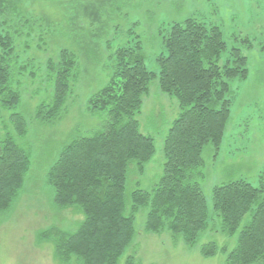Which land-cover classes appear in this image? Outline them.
Returning <instances> with one entry per match:
<instances>
[{"label": "trees", "instance_id": "trees-1", "mask_svg": "<svg viewBox=\"0 0 264 264\" xmlns=\"http://www.w3.org/2000/svg\"><path fill=\"white\" fill-rule=\"evenodd\" d=\"M62 1L0 0V114L20 102L11 82L16 47H28L35 31L41 46L45 32L55 26L50 7ZM162 45L164 52L155 57L156 72L147 68L139 40L108 56V80L86 106L89 114L104 115V124L65 144L48 169L54 204L76 206L83 216L72 231L52 226L38 233L37 241L52 243L59 264H120L141 209L148 233L167 232L174 242L180 238L193 247L201 232L216 229L234 237V245L207 242L199 247L201 256L221 253L224 264H264V183L256 187L238 179L215 185L209 206L198 182L204 147L212 145L214 156L220 150L231 113V81L247 78V57L239 46H227L218 26L191 17L171 23ZM44 67L53 93L49 102L36 106L34 118L50 123L65 110L76 58L62 48L58 59H47ZM20 69L25 71L26 65ZM152 81L176 99L179 112L163 138L158 181L150 190H133L127 199L130 165L142 175L155 152L154 138L141 133L137 119ZM9 122L14 134L6 133L0 141V211L11 205L30 165L28 151L15 140L26 134V120L13 112ZM122 264L137 263L127 256Z\"/></svg>", "mask_w": 264, "mask_h": 264}, {"label": "rangeland", "instance_id": "rangeland-1", "mask_svg": "<svg viewBox=\"0 0 264 264\" xmlns=\"http://www.w3.org/2000/svg\"><path fill=\"white\" fill-rule=\"evenodd\" d=\"M54 27L45 32L41 46L36 31L29 46L18 45L11 59L12 80L20 92V102L0 114V141L14 134L9 116L21 113L27 123L16 142L28 151L29 169L24 183L9 208L0 211V264H59L50 242L37 241L39 232L52 226L72 231L83 219L76 206L60 208L53 202L54 191L47 172L60 149L73 138L101 129L104 115L87 112V100L109 77V55L118 47L139 40L148 69L157 71L155 57L164 52L162 36L173 22L194 18L220 28L228 47L239 46L247 57L248 76L231 81L232 106L220 150L214 156L206 145L201 157L202 177L198 179L207 203L215 185L244 179L253 186L264 183V0H63L50 7ZM252 47L247 48L249 44ZM17 44H19L17 42ZM66 48L76 58L69 93L62 116L44 123L34 118L38 104L52 97V82L45 76V61L58 59ZM26 65V70L20 66ZM33 72V75L30 73ZM179 107L176 99L149 84L137 119L141 133L154 138L155 152L142 175L132 163L128 169L125 196L139 188L150 190L162 173L163 138ZM145 210L135 218V234L120 260L133 256L137 264H224L217 253L204 258L199 247L207 242L231 248L229 238L216 229L200 233L195 246L174 242L167 232L144 230Z\"/></svg>", "mask_w": 264, "mask_h": 264}]
</instances>
